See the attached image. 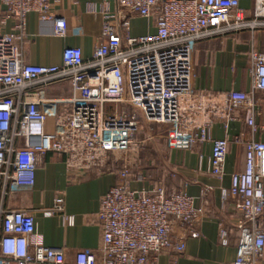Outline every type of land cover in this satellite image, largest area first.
Segmentation results:
<instances>
[{
	"label": "built area",
	"instance_id": "obj_1",
	"mask_svg": "<svg viewBox=\"0 0 264 264\" xmlns=\"http://www.w3.org/2000/svg\"><path fill=\"white\" fill-rule=\"evenodd\" d=\"M243 1L249 0H116L130 14L156 16V32L124 34L115 23L119 16L105 12L104 40L91 59L85 60L78 47H66L60 65L39 66L30 61L28 15L52 22L59 38L67 36L66 20L53 12L51 0H0V264H158L163 252L184 253L185 235L175 229L199 237L197 225L205 214L184 191L168 194L164 186L134 190L126 182L112 187L97 216L99 248L73 256L47 246L34 216L8 208L7 200L33 189L39 160L49 152L64 155L68 169L78 173L102 170L114 159L122 163L121 177L126 179L141 155L156 153L138 139L141 117L170 127L167 143L172 149L188 151L211 142L210 172L224 180L229 140L212 138V120L200 121L193 59L200 41L246 29L252 34V90L227 95L229 114L246 111L250 135L237 138L246 147V167L232 174L230 188L221 192L224 202L234 200L237 215L234 226L240 235L233 264L261 262L264 142L255 139L259 128L254 93L264 92V52L257 46L264 28V0H254L252 18L240 8ZM61 81L71 84L70 98L49 95ZM62 203L56 199L55 210L61 211ZM229 234L221 227L224 245Z\"/></svg>",
	"mask_w": 264,
	"mask_h": 264
},
{
	"label": "crops",
	"instance_id": "obj_2",
	"mask_svg": "<svg viewBox=\"0 0 264 264\" xmlns=\"http://www.w3.org/2000/svg\"><path fill=\"white\" fill-rule=\"evenodd\" d=\"M51 1L53 12L66 20L67 36H54L52 22H42L38 14H29L30 61L34 65H60L66 47H78L85 60L91 59L96 45L104 40L105 12L119 16L115 23L122 27L124 34L137 37L156 32V16L147 19L130 14L120 9L116 0ZM240 8L245 10L247 18H252L254 0L241 2ZM251 35L246 29L208 38L197 44L194 53L193 88L201 107L200 121L212 120V138L229 140L224 180H218L210 172L211 142L188 151L172 149L167 143L168 126L152 123V129L143 134L147 123L140 119L142 137L140 131L138 139L145 146L155 147L156 153L141 155L126 179L121 177L122 163L114 159L102 170L78 173L68 169L64 155L49 152L39 160L33 189L7 200L8 208L29 211L45 244L63 248L73 256L80 250L99 248L102 230L97 216L103 197L112 187L123 182L134 190L151 191L164 186L168 194L184 191L192 196L197 207L205 208V214L197 225L199 237L186 235L183 228L175 229L180 236L185 235V252H163L158 264H233L240 235L234 226L237 215L232 208L234 200L230 197L224 202L221 190L230 188L232 174L245 170L246 147L237 142V138L242 134L249 137L250 129L244 108L229 114L227 95L232 91L248 93L252 90ZM257 46L264 52V28ZM49 95L70 98L73 89L68 81H61L53 84ZM254 98L255 121L259 128L255 139L264 142V92L256 91ZM48 130L52 131V121L48 122ZM58 198L63 200L61 211L55 210ZM48 211L52 212L51 216L45 215ZM223 226L230 230L226 245L220 239ZM259 264H264V258Z\"/></svg>",
	"mask_w": 264,
	"mask_h": 264
},
{
	"label": "rangeland",
	"instance_id": "obj_3",
	"mask_svg": "<svg viewBox=\"0 0 264 264\" xmlns=\"http://www.w3.org/2000/svg\"><path fill=\"white\" fill-rule=\"evenodd\" d=\"M141 119H142V117H141ZM146 125H147V127L144 128V130H143L144 133H143V134L146 133L145 131L148 132V131H150V130L152 129V128H151L152 123H147ZM143 136H144V135H143ZM141 137H142V131H141ZM154 137L157 138L156 136H154ZM148 154H151V153H148ZM137 162H139V160H138Z\"/></svg>",
	"mask_w": 264,
	"mask_h": 264
},
{
	"label": "trees",
	"instance_id": "obj_4",
	"mask_svg": "<svg viewBox=\"0 0 264 264\" xmlns=\"http://www.w3.org/2000/svg\"><path fill=\"white\" fill-rule=\"evenodd\" d=\"M169 129H170V127L168 126V128L166 129L167 131L166 132H168L169 131ZM167 135V134H166Z\"/></svg>",
	"mask_w": 264,
	"mask_h": 264
}]
</instances>
